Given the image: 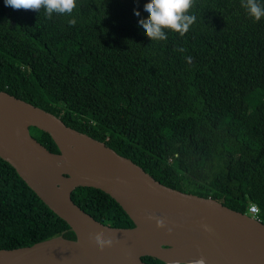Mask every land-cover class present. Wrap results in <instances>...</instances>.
<instances>
[{
	"label": "trees",
	"instance_id": "obj_1",
	"mask_svg": "<svg viewBox=\"0 0 264 264\" xmlns=\"http://www.w3.org/2000/svg\"><path fill=\"white\" fill-rule=\"evenodd\" d=\"M149 2L77 0L71 15L49 18L0 0V90L106 143L167 187L240 213L256 205L264 223V18L256 22L242 0H194L187 34L151 41L139 26ZM31 131L59 153L50 135ZM71 197L104 225L134 227L99 189ZM57 236L76 238L0 157V250Z\"/></svg>",
	"mask_w": 264,
	"mask_h": 264
},
{
	"label": "water",
	"instance_id": "obj_2",
	"mask_svg": "<svg viewBox=\"0 0 264 264\" xmlns=\"http://www.w3.org/2000/svg\"><path fill=\"white\" fill-rule=\"evenodd\" d=\"M34 128L50 135L58 154L33 137ZM0 157L76 236L1 249L0 264H146L143 257L164 264H264V223L213 198L161 184L106 143L6 90H0ZM80 187L108 194L134 227L95 220L72 200ZM101 232L116 241L103 251L94 239ZM51 245L59 249L51 252Z\"/></svg>",
	"mask_w": 264,
	"mask_h": 264
},
{
	"label": "clouds",
	"instance_id": "obj_3",
	"mask_svg": "<svg viewBox=\"0 0 264 264\" xmlns=\"http://www.w3.org/2000/svg\"><path fill=\"white\" fill-rule=\"evenodd\" d=\"M4 3L14 10L40 12L43 9L49 18L53 13L71 15L77 7V0H4ZM193 5L194 0H150L144 6L148 18L140 19L139 26L145 30L151 41L166 40L168 31L183 37L196 22V16L190 14ZM242 6L256 22L264 18V5H261L258 0H242ZM134 14L137 17L140 16L139 11H135ZM69 23L74 26L76 20L72 19ZM177 50L181 53L187 51L184 48ZM185 59L189 64L192 63L191 57H185ZM163 224L162 220H157L158 227H163ZM94 239L101 251L111 248L116 242L113 238L105 239L102 232L96 234ZM192 264H205V261L199 259L193 261Z\"/></svg>",
	"mask_w": 264,
	"mask_h": 264
},
{
	"label": "built area",
	"instance_id": "obj_4",
	"mask_svg": "<svg viewBox=\"0 0 264 264\" xmlns=\"http://www.w3.org/2000/svg\"><path fill=\"white\" fill-rule=\"evenodd\" d=\"M248 215L252 216L254 219H257L260 221L259 219V208L256 205H250L248 208Z\"/></svg>",
	"mask_w": 264,
	"mask_h": 264
},
{
	"label": "bare ground",
	"instance_id": "obj_5",
	"mask_svg": "<svg viewBox=\"0 0 264 264\" xmlns=\"http://www.w3.org/2000/svg\"><path fill=\"white\" fill-rule=\"evenodd\" d=\"M72 180H69V183H71ZM51 250V252H55L56 250H58V245H51V248H49ZM46 253V252H45Z\"/></svg>",
	"mask_w": 264,
	"mask_h": 264
}]
</instances>
